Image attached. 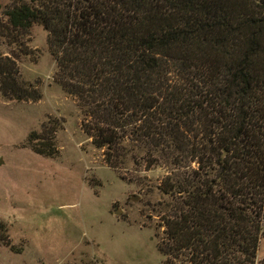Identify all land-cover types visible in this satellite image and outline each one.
Here are the masks:
<instances>
[{
    "label": "trees",
    "instance_id": "1",
    "mask_svg": "<svg viewBox=\"0 0 264 264\" xmlns=\"http://www.w3.org/2000/svg\"><path fill=\"white\" fill-rule=\"evenodd\" d=\"M35 24L104 163L119 177L164 171L135 180L164 264H264V0H11L0 5L7 101L42 98L17 64ZM50 125L25 142L44 157L59 154ZM0 247L22 251L2 220Z\"/></svg>",
    "mask_w": 264,
    "mask_h": 264
},
{
    "label": "rangeland",
    "instance_id": "2",
    "mask_svg": "<svg viewBox=\"0 0 264 264\" xmlns=\"http://www.w3.org/2000/svg\"><path fill=\"white\" fill-rule=\"evenodd\" d=\"M28 46L32 54L17 64L42 98L18 103L0 93V220L22 249L15 254L0 247V264H164L146 207L150 197L135 182H158L164 171L127 168L119 177L109 168L81 129L76 100L52 81L56 65L41 25H33ZM5 51L0 44V53ZM54 119L59 154L44 157L25 142L43 123L58 124ZM262 229L259 262L264 217Z\"/></svg>",
    "mask_w": 264,
    "mask_h": 264
}]
</instances>
